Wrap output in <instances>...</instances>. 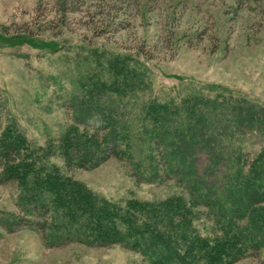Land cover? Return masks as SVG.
<instances>
[{
	"label": "rangeland",
	"instance_id": "obj_1",
	"mask_svg": "<svg viewBox=\"0 0 264 264\" xmlns=\"http://www.w3.org/2000/svg\"><path fill=\"white\" fill-rule=\"evenodd\" d=\"M113 58L127 67L122 76L136 83L112 102L121 119L137 122L145 104H179L192 96L210 122L218 115L221 123L239 118L235 104L244 102L255 106V121L264 126V0H0V133L16 126L48 164L108 202L174 196L188 202L162 165L150 173L145 139L132 141V163L112 155L93 168L66 165V131L100 126L93 106L111 98L106 91L100 99L87 93L93 79L107 78ZM261 128L232 132L233 142L223 148L258 152ZM2 179L0 264H173L163 251L151 258L121 243L61 244V234H45L43 215L18 205L20 187ZM192 225L203 234L208 223L199 215ZM234 264H264V250Z\"/></svg>",
	"mask_w": 264,
	"mask_h": 264
},
{
	"label": "trees",
	"instance_id": "obj_2",
	"mask_svg": "<svg viewBox=\"0 0 264 264\" xmlns=\"http://www.w3.org/2000/svg\"><path fill=\"white\" fill-rule=\"evenodd\" d=\"M107 62V78L93 79L87 98L97 93L100 99L106 91L111 100L105 97L93 106L99 127L74 125L66 131L61 139L66 165L93 168L112 155L125 156L132 163V141L145 139L150 173L162 165L187 191L188 202L182 196L160 202L131 199L123 204L100 199L48 164L43 150L16 126H8L0 133V175L20 187L18 205L29 215H43L40 225L45 234L52 232L54 238L61 234V244L121 243L151 258L163 251L173 264H234L264 250V146L258 152L223 148L233 142L228 135L240 128H264L250 109L255 106L235 104L241 116L222 124V115L211 122L203 116L204 105L191 96L179 104H145L137 122L121 119L113 103L136 83L122 76L127 67L119 58ZM215 130H223L224 135ZM172 163L175 170L169 167ZM199 215L208 223L203 234L192 225Z\"/></svg>",
	"mask_w": 264,
	"mask_h": 264
}]
</instances>
